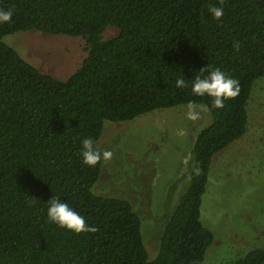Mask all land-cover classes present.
<instances>
[{
    "label": "trees",
    "instance_id": "16d2710c",
    "mask_svg": "<svg viewBox=\"0 0 264 264\" xmlns=\"http://www.w3.org/2000/svg\"><path fill=\"white\" fill-rule=\"evenodd\" d=\"M0 0L12 9L0 24V264H197L214 236L200 220L213 157L243 137L253 83L264 77V1ZM107 27L118 30L104 37ZM19 31L81 36L86 56L66 80L25 61L3 38ZM115 35V36H114ZM238 45V47H237ZM218 67L240 92L215 109L211 98L175 88ZM205 105L211 123L193 144L190 183L163 222L150 260L141 221L122 199L94 195L101 160L82 164L80 141L98 149L104 123L158 109ZM67 201L95 226L74 234L50 224L47 201ZM257 250L239 264H263Z\"/></svg>",
    "mask_w": 264,
    "mask_h": 264
},
{
    "label": "rangeland",
    "instance_id": "374dc122",
    "mask_svg": "<svg viewBox=\"0 0 264 264\" xmlns=\"http://www.w3.org/2000/svg\"><path fill=\"white\" fill-rule=\"evenodd\" d=\"M114 33L118 30L107 27L104 37ZM3 41L57 80L68 79L86 56L81 36L19 31ZM194 111L195 119L185 104L130 121H107L97 144L102 165L91 192L132 205L150 260L158 253L163 222L190 183L194 140L211 123L205 105ZM247 113L243 137L212 160L200 220L214 240L197 264H239L247 254L264 251V77L253 83ZM105 151L111 153L108 159Z\"/></svg>",
    "mask_w": 264,
    "mask_h": 264
},
{
    "label": "clouds",
    "instance_id": "9594fccd",
    "mask_svg": "<svg viewBox=\"0 0 264 264\" xmlns=\"http://www.w3.org/2000/svg\"><path fill=\"white\" fill-rule=\"evenodd\" d=\"M224 0H219L220 6L210 5L208 7L209 15L219 20L224 15ZM12 9L0 8V24L10 23L13 17ZM238 47V45H237ZM191 88V93L199 97H209L212 101V107L222 109L225 107V101L235 98L239 92V81L229 76L226 72L218 67L211 68L206 74L197 75L189 82L181 75L175 80V88L183 89ZM195 105L188 104V117L196 118L194 111ZM81 148L79 155L82 164L92 167L101 160V153L97 150L95 142L91 137H84L80 141ZM110 152L105 151L103 158L108 159ZM46 219L50 224H54L61 229H66L74 234L95 233L98 229L95 226L86 223L85 217L77 212L67 201H63L58 197H51L47 201Z\"/></svg>",
    "mask_w": 264,
    "mask_h": 264
},
{
    "label": "water",
    "instance_id": "95a60500",
    "mask_svg": "<svg viewBox=\"0 0 264 264\" xmlns=\"http://www.w3.org/2000/svg\"><path fill=\"white\" fill-rule=\"evenodd\" d=\"M262 1H264V0H262Z\"/></svg>",
    "mask_w": 264,
    "mask_h": 264
}]
</instances>
